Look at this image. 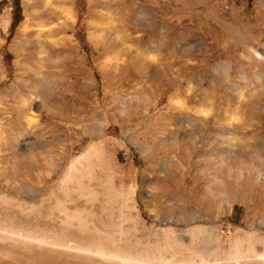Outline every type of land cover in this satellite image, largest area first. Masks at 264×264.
<instances>
[{
	"label": "rangeland",
	"instance_id": "374dc122",
	"mask_svg": "<svg viewBox=\"0 0 264 264\" xmlns=\"http://www.w3.org/2000/svg\"><path fill=\"white\" fill-rule=\"evenodd\" d=\"M0 264H264V0H3Z\"/></svg>",
	"mask_w": 264,
	"mask_h": 264
},
{
	"label": "trees",
	"instance_id": "16d2710c",
	"mask_svg": "<svg viewBox=\"0 0 264 264\" xmlns=\"http://www.w3.org/2000/svg\"><path fill=\"white\" fill-rule=\"evenodd\" d=\"M1 2H3V0L0 1V4H1ZM19 10H20V6L17 3L16 4V11H19ZM19 19H20V13L18 12L17 16L13 17V20H12V23H11V27L12 28H14L17 25Z\"/></svg>",
	"mask_w": 264,
	"mask_h": 264
}]
</instances>
